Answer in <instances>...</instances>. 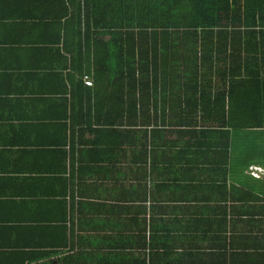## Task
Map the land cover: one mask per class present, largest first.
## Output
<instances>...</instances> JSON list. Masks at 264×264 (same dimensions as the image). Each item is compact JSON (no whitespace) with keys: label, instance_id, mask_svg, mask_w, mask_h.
Masks as SVG:
<instances>
[{"label":"crops","instance_id":"1","mask_svg":"<svg viewBox=\"0 0 264 264\" xmlns=\"http://www.w3.org/2000/svg\"><path fill=\"white\" fill-rule=\"evenodd\" d=\"M64 5L0 0V264H264V195L245 213L232 197L238 164L264 148L180 132L153 103L149 125L136 116L122 135L120 105L91 96L84 41L63 36ZM163 150L174 157L161 165Z\"/></svg>","mask_w":264,"mask_h":264},{"label":"trees","instance_id":"2","mask_svg":"<svg viewBox=\"0 0 264 264\" xmlns=\"http://www.w3.org/2000/svg\"><path fill=\"white\" fill-rule=\"evenodd\" d=\"M68 3L71 11L64 5L63 36L84 41L80 43L88 50L89 67L94 70V83L88 87L91 96L98 108L105 103L120 105V123L117 113L109 114L110 120L105 114L102 118L125 126L122 135H133L136 116L141 115L143 124L149 125L146 113L153 103L162 113L167 108L169 117L172 113L169 123L180 132L184 127V131L189 128L193 133L211 135L215 142L218 135L227 140L230 136L232 147L244 142L250 148L253 142L254 147L264 148L258 142H264V0ZM198 125L212 129L199 131ZM93 131L96 128L91 123L85 125L84 133ZM156 132L143 129L145 135H152V141ZM65 135L67 132L60 140L64 144ZM214 143L207 145L203 157L210 156L211 148L217 147ZM78 151H82L80 141ZM163 151L154 156L161 165L174 157ZM212 154L213 162L219 164L218 152ZM242 156L246 161L238 148L237 163ZM251 163L264 165V152L247 160L244 167L238 164V185L235 190L232 187V197L238 200L233 210L238 213H245L247 203L264 195V180L252 175ZM257 172L264 176L263 171ZM228 178L222 179L224 184ZM250 178L256 183L248 186Z\"/></svg>","mask_w":264,"mask_h":264},{"label":"built area","instance_id":"3","mask_svg":"<svg viewBox=\"0 0 264 264\" xmlns=\"http://www.w3.org/2000/svg\"><path fill=\"white\" fill-rule=\"evenodd\" d=\"M85 80L87 84H90V85L93 84L92 79H90L88 76L85 77Z\"/></svg>","mask_w":264,"mask_h":264},{"label":"rangeland","instance_id":"4","mask_svg":"<svg viewBox=\"0 0 264 264\" xmlns=\"http://www.w3.org/2000/svg\"><path fill=\"white\" fill-rule=\"evenodd\" d=\"M253 173H254L255 175H258V174H257V170H255V172H253Z\"/></svg>","mask_w":264,"mask_h":264},{"label":"clouds","instance_id":"5","mask_svg":"<svg viewBox=\"0 0 264 264\" xmlns=\"http://www.w3.org/2000/svg\"><path fill=\"white\" fill-rule=\"evenodd\" d=\"M91 85H93V84H91ZM253 172H255V170H253ZM257 174H259V173L257 172Z\"/></svg>","mask_w":264,"mask_h":264}]
</instances>
